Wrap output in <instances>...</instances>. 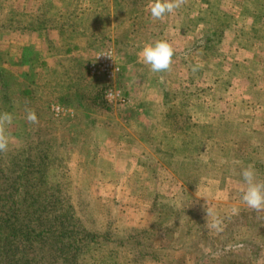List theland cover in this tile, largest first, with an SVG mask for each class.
I'll list each match as a JSON object with an SVG mask.
<instances>
[{
	"label": "rangeland",
	"instance_id": "374dc122",
	"mask_svg": "<svg viewBox=\"0 0 264 264\" xmlns=\"http://www.w3.org/2000/svg\"><path fill=\"white\" fill-rule=\"evenodd\" d=\"M152 3L0 0L1 176L47 175L34 264H264V209L241 198L244 169L264 182V0ZM159 40L154 73L139 53ZM107 51L113 79L89 70Z\"/></svg>",
	"mask_w": 264,
	"mask_h": 264
},
{
	"label": "trees",
	"instance_id": "16d2710c",
	"mask_svg": "<svg viewBox=\"0 0 264 264\" xmlns=\"http://www.w3.org/2000/svg\"><path fill=\"white\" fill-rule=\"evenodd\" d=\"M16 160L18 161L17 158ZM29 162H31V159ZM26 169L22 166V168L15 171L14 175L8 177L3 175L2 177L0 171V187L2 190H0V222H4L6 227H12V234L9 236L0 235V264H34L33 259L29 257V253H40L44 250L42 244L46 241V238H44V235L42 236V232L40 233V229L44 228L42 225L44 210L39 204L44 194H42L37 184H43L47 175L43 166L41 170L39 167L32 173ZM36 173L40 177L32 175ZM31 187L35 189L33 192ZM30 199L33 203L27 204ZM62 224L63 228L69 229L64 222ZM57 225L60 233L62 225L61 223ZM20 226L21 228H18ZM0 233H2V228H0ZM36 238H40L39 241H35ZM54 242L57 245L58 239ZM60 248L57 246L56 255H58ZM20 252L23 255L20 256ZM43 264H45V261Z\"/></svg>",
	"mask_w": 264,
	"mask_h": 264
},
{
	"label": "clouds",
	"instance_id": "9594fccd",
	"mask_svg": "<svg viewBox=\"0 0 264 264\" xmlns=\"http://www.w3.org/2000/svg\"><path fill=\"white\" fill-rule=\"evenodd\" d=\"M181 3L182 0H153V3L150 5L151 16L153 19H162L166 14H171L175 9L179 8ZM173 55L172 47L163 40L145 46L139 53L141 61L149 66L150 70L154 73L169 70ZM104 56L110 57V54H104ZM196 70V68H193V71ZM11 120L10 114H0V123H11ZM27 120L31 123H36L37 117L35 112H29ZM7 146V138L0 134V151L5 150ZM241 176L247 186L242 193V201L253 210L259 211L264 209V182L257 181L255 170L252 168L244 169ZM231 211L235 213L237 209L232 208ZM204 213L208 227L212 229L218 228L219 219L215 210L205 205Z\"/></svg>",
	"mask_w": 264,
	"mask_h": 264
},
{
	"label": "built area",
	"instance_id": "2783aa9c",
	"mask_svg": "<svg viewBox=\"0 0 264 264\" xmlns=\"http://www.w3.org/2000/svg\"><path fill=\"white\" fill-rule=\"evenodd\" d=\"M104 54H110V57L104 56ZM102 55V56H101ZM90 73L94 76L103 75L107 79H113L115 74L119 71L112 60V51H107L97 54L95 61L91 62L89 65ZM108 96H119L114 93L112 89L106 91ZM52 112L55 117H60L64 109L59 105H54L52 107Z\"/></svg>",
	"mask_w": 264,
	"mask_h": 264
}]
</instances>
